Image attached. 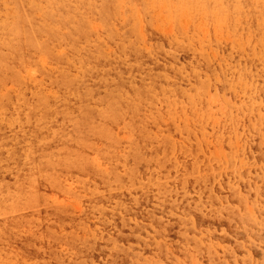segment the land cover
<instances>
[{
    "label": "rangeland",
    "instance_id": "1",
    "mask_svg": "<svg viewBox=\"0 0 264 264\" xmlns=\"http://www.w3.org/2000/svg\"><path fill=\"white\" fill-rule=\"evenodd\" d=\"M26 1L30 3L29 9H35V15L39 16L35 18L42 22L41 26L51 27L47 18L42 19L43 12L41 15L38 12L42 10L43 0ZM224 1H127L135 9L131 18L136 29L132 43L139 44L136 47L148 55L152 64L148 67L149 76L161 71L163 78L159 86L174 85L177 90L168 106H160L156 122L148 118L145 129L150 138L142 142L148 145L142 159L149 156L150 145L160 143L158 152L164 151L172 167L158 174L154 169L159 161L146 168L142 164L126 176V181L130 180L128 183L121 188L113 187L116 190L111 187L101 191L87 174L68 166L61 150L64 145L69 149L74 141L64 142L67 136L54 138L61 123L54 113L52 120L45 122L36 136L23 138L16 154L12 155L14 144L5 140L14 134V129L27 128L21 123L25 121L27 108H31L30 99L55 100L57 93L68 94L76 86L67 92L61 91L53 77L64 69L62 64L67 63V77L77 81L84 75V66L77 56L70 54L60 32L52 48L56 54H53L54 61L46 59L41 51L26 58L34 48L11 49L7 73H3L4 63H0V264H82L84 261L85 264H245L241 256L223 258V243L216 240L219 233L213 238H204L199 226L191 228L189 241L201 242L213 251L212 255L202 254L189 247L190 243L181 237L166 236L161 228L150 224L149 217L138 212L128 217V224L136 225L140 235L119 243L115 225L109 223L112 216H118L119 208L114 203L118 198H124V203L130 206L134 198L148 193L154 195L161 185L176 187L181 182L200 179L207 182L215 194L227 188L242 194L241 203L231 205L239 215L248 214L250 218L248 264H264V186L253 183L254 177L264 172V88L257 87L258 82L264 83V0ZM15 9L9 0H0V20L9 24L0 33V42L12 39L8 31L16 20ZM20 19L27 28L28 22ZM34 24L29 23L35 31L33 39L37 35ZM119 24L120 21L113 18L110 30L120 33ZM88 28L89 50L99 44L103 59L107 57L105 60L120 63L126 60L125 52L116 54L112 43H104L105 32L99 23L94 21ZM44 39L42 35L38 37L39 42ZM19 41L17 37L9 44L16 47ZM153 44L162 45V49L159 46V50L154 49ZM7 97L10 101L6 102ZM22 97L24 100L20 102ZM131 142V130L124 124L115 125L108 145L105 147L102 141H94L86 161L97 174H106L109 161L115 159V173L125 175L124 153ZM109 145H112L111 151L107 148ZM257 151L262 154L259 158H255ZM7 184L21 186L23 190L30 188L29 194L39 195L35 202L14 204L16 192ZM97 200L102 203L99 208L104 212L100 218L96 216L97 211H92V202ZM149 209L162 217L154 206ZM123 231L126 233V229ZM89 241L96 246L88 248L86 254L89 256L80 260L74 246ZM160 249L164 251L162 256Z\"/></svg>",
    "mask_w": 264,
    "mask_h": 264
},
{
    "label": "bare ground",
    "instance_id": "2",
    "mask_svg": "<svg viewBox=\"0 0 264 264\" xmlns=\"http://www.w3.org/2000/svg\"><path fill=\"white\" fill-rule=\"evenodd\" d=\"M9 1L12 6L16 8L17 16L15 22L11 25V29L8 31L12 39L7 43L0 42V63H4L3 73H7L9 70L8 55L13 53L11 49L18 47H23L27 50L34 48L27 54L26 58L36 51H41L45 54L46 59L53 61L56 60L53 57L54 55L56 56V54L53 53L52 48L57 43L58 32H60L61 38H63L68 51H71L70 54L72 56H77L79 62H82L81 64L84 66V75L77 81L69 76L67 77L66 73L67 71L69 72V70H67L69 69L67 68V63L62 64L64 69L59 70L53 77V79L58 82L61 91L67 92L69 88L76 86V88H71V91L68 94L57 93L58 99L54 98L57 94L52 97L55 100H47L41 97H33L30 99L31 104L28 105L31 108L29 110L25 106L27 108L26 118L24 123H21L22 121L20 122L23 125H27V128H20L19 130L14 129L16 130L14 131V134L11 137L7 136V139L5 140L6 142L12 141L14 144L12 155L16 154L17 148L21 145L22 139L28 136H36L39 133L41 126L48 120H52V114L54 113V115L61 119L60 127L58 131L56 129L57 133L54 138L67 136V138L64 139V142H68L70 139H73L74 141L69 149L66 148V145L62 147V153L66 155L64 160L69 162L68 166L71 165V167H74L81 174H87L89 178L92 179L94 185L101 189V191L102 189H110L111 187L113 189V187H120L121 185L128 183L130 180L127 182L126 176L130 172H134L137 168L142 167V164H144V168H146L156 161H159L157 169L155 168V170L153 168L154 172L158 174H163L171 168L172 165L170 164L171 166H169V159H166L164 151L158 152V148L161 147L160 143L150 145L149 156L147 159H142V154L148 146L144 145L142 142H148L150 138L149 131L146 132L145 129L148 118H152L154 122L159 119L158 110L161 108L160 106H168L170 104L171 99L173 98L172 94L177 90V87L174 85L168 87L159 86L160 80L163 78V72L161 71L157 72L155 75L149 76L148 67L152 64L149 61V57H147L148 55L144 54L143 51L136 47V45L139 44L134 45V43H132L131 37L136 34V29H134L135 26L131 23V18L133 17L132 13L135 12V9L131 7L130 3H127L128 0H43V7L40 6L42 10L39 9L38 12L40 11V15L43 12L41 15L42 19L44 17V19L47 18L49 20L48 24L50 22L51 25L49 28L41 26L42 22L35 18V9L28 8L30 5L28 1ZM18 6H21V8L18 9ZM24 7L26 11L24 10ZM202 10L209 13L211 12L205 9ZM194 16L196 17V15ZM21 17L28 22L27 28L23 27L22 19H20ZM113 18L118 19L121 23L119 24L121 25L120 30H118L120 33H117L115 30H110V26H112L110 23ZM94 21L99 23L103 28L102 30L105 32L102 40L107 43H104H112L114 45L112 49H114L116 54H119V52L126 53V60L124 62H115L112 59L105 60L107 57L103 59L99 49L100 45L97 44L98 42H95L98 47L89 50L91 48L89 46V48L87 47V43L89 44L90 42L88 40L90 28L88 27H90ZM29 23H35L34 28L37 35L34 39L35 31L29 27ZM45 24L43 25L45 26ZM8 26L9 24H7L6 21L0 20V33ZM41 35L45 37L43 42L38 41V37ZM17 37L21 41L16 44V47H13L9 43L14 42ZM133 39L135 38L133 37ZM136 40L138 43V39L133 41ZM171 41L173 43V39ZM174 41L175 43L177 42L176 40ZM95 43L93 44L96 45ZM154 44L153 48L157 50L161 43L158 44V46ZM186 44L187 46L189 45L188 43ZM107 46L109 47V45ZM161 46H159V48ZM173 46L175 47L176 44H173ZM187 48L188 47H186V49ZM190 49L193 51L192 47ZM162 51H164V47ZM149 55L151 54L149 53ZM72 56H70V58ZM71 62L73 61L70 60L69 63L71 64ZM154 66L157 67V65ZM174 70L167 71L174 72ZM251 82L256 83L254 80ZM257 87L263 89L264 83L258 82ZM33 93L32 96H35L36 94L34 95ZM17 95L19 94L17 93ZM24 97H22L23 99L20 102L24 100ZM7 98L8 99L5 98L4 100L10 101L9 97ZM175 98L176 96H174V100ZM16 106L19 107L18 105ZM173 115H171V117ZM23 116H25V113ZM118 124H124V126L131 130L132 133L131 145L124 153L127 160L125 168L126 174L118 175L115 173V159L109 161L110 165L109 169L107 168L108 172L104 171L106 174H97L88 165L86 154L90 150V146L94 141H102L106 147L109 142L111 130ZM53 131L55 133V130ZM179 147L180 146H178V148ZM107 148L111 151L112 145H109ZM160 155H162L161 158ZM169 155L171 156V153H169L168 156ZM261 156L262 154L257 151L255 158ZM255 166L256 164L254 167ZM253 183L264 186V172L258 177H254ZM223 185H226V182L223 183ZM6 186L14 189L16 192L15 199L17 201L14 200V204L18 203L19 205H23L27 201L33 200L35 202L39 195L38 193L36 195L34 193L32 195L29 194L30 188L23 190L20 188L21 186L17 185L7 184ZM120 188L118 190H120ZM112 200L116 199L112 198ZM241 200L242 194L237 190L227 188L222 189L219 193L215 194L212 191V187L201 179L191 183L181 182L176 187L169 184L161 185L157 188L154 195L148 193L145 194L144 197L140 196L134 198L130 203V206L124 203V198H118L116 202H114L119 208L118 216H112L109 223L115 225L113 226L115 228L114 232L119 243L130 238H135L140 235L141 231L136 225H129L128 223H130V218L138 212L141 215L149 217L150 224L156 228H161L166 236L181 237L184 241L189 242L191 245L189 247L193 248L195 251L202 254L210 253L212 255L213 251L205 247L203 243L189 241L188 235L190 230L194 225H197L201 228L204 238H213L214 235L219 233L220 237L216 240L223 243L224 248L222 247V255L224 259L241 256L245 260V264H248L250 257V249L248 245L249 233L251 231L250 218L248 214L239 215L237 210H235V207H232L231 205H238L241 203ZM101 204L102 203H99L98 200L92 202V211H97L98 213H96V216L99 218L101 217L100 215L104 214L99 208V206L101 207ZM150 206H154L158 209L162 217L157 214L154 215L149 209ZM102 208L104 207L102 206ZM124 229H126V233H124ZM217 230H219V232H217ZM94 246L96 245L92 241L75 245V253L77 257L82 260L89 256L86 254L87 249ZM159 252L161 256L164 255L163 249H160ZM53 261H55V259ZM84 262L82 264H85Z\"/></svg>",
    "mask_w": 264,
    "mask_h": 264
}]
</instances>
